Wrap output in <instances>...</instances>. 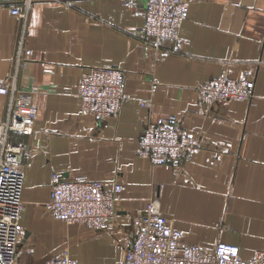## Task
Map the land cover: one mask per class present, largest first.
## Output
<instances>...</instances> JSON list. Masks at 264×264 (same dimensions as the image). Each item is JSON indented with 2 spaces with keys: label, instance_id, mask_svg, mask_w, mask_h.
<instances>
[{
  "label": "crops",
  "instance_id": "obj_1",
  "mask_svg": "<svg viewBox=\"0 0 264 264\" xmlns=\"http://www.w3.org/2000/svg\"><path fill=\"white\" fill-rule=\"evenodd\" d=\"M129 1L31 0L24 25L10 12L14 5L23 8L22 0L0 3V80L15 71L20 43L30 49L16 82L31 92L37 108L32 131L10 135L23 146L17 165L23 240L32 245L40 238L52 246L36 260L34 248L21 247L18 264L37 263L64 247L56 227L61 221L44 208L54 172L122 185L116 220L107 230L73 224L67 232L76 238L69 252L82 263H93L98 249L113 257L108 264L121 260L118 242L152 194L187 242L210 252L217 241L236 243L244 259L264 248V0H189L180 53L164 57L136 39L144 5ZM249 62L250 99L200 101L198 84L221 73L239 77ZM94 66L123 71L128 98L116 116L97 118L79 107V77ZM5 104L0 97V120ZM168 114L203 147L178 165H153L136 154L137 140L147 121Z\"/></svg>",
  "mask_w": 264,
  "mask_h": 264
},
{
  "label": "built area",
  "instance_id": "obj_2",
  "mask_svg": "<svg viewBox=\"0 0 264 264\" xmlns=\"http://www.w3.org/2000/svg\"><path fill=\"white\" fill-rule=\"evenodd\" d=\"M12 0H0V3ZM31 0H22L10 12L24 21ZM130 4L129 0H123ZM143 24L134 34L143 46L160 56L180 53L183 41L179 28L188 15L189 0H143ZM164 40L173 44L166 46ZM31 53L22 44L17 48L15 71L0 80V97L6 98L4 117L0 120V264H18L21 247L32 251L30 244L22 243L24 228L23 174L17 168L23 146L10 140L13 132L29 134L34 126L37 108L31 92L19 89L16 82L18 65ZM245 64L239 77L221 73L197 85L203 103L219 100H248L253 96L254 80L250 64ZM156 87L152 81L151 91ZM82 112L97 118L116 116L128 98L123 71L117 66H94L82 72L76 90ZM142 105L148 99L141 100ZM200 139L188 132L174 114L161 115L143 126L137 140L136 154L153 165H178L191 152L200 149ZM50 191L44 208L48 216L65 224H79L95 230H107L116 220L117 200L122 185L115 179L107 187L104 180L84 175L63 177L54 172L50 176ZM130 231L120 241L123 256L115 264H264V248L250 259L240 254L238 244L217 241L210 252L199 244L182 239L179 229L173 227L160 208L157 194H152L146 205L132 216ZM30 264H92L73 257L67 247L37 263Z\"/></svg>",
  "mask_w": 264,
  "mask_h": 264
},
{
  "label": "rangeland",
  "instance_id": "obj_3",
  "mask_svg": "<svg viewBox=\"0 0 264 264\" xmlns=\"http://www.w3.org/2000/svg\"><path fill=\"white\" fill-rule=\"evenodd\" d=\"M76 225L73 224H65L64 222H58V224L56 225L57 230L59 229L60 231H62V246L67 247L68 250H71V244L76 243V238H74V240L72 239V235H68V231L72 232V228L75 227ZM61 239V238H60ZM43 239H37L34 240V242L32 243V248H34V252L33 254H31V258L33 260L38 259L39 257L45 255L46 253H50L52 250H50L49 248H51V244H49L48 241H44L42 244ZM57 241H58V237H57ZM24 245L26 244H30L29 241H25L23 240ZM118 244L120 245V241L118 242ZM121 246V245H120ZM96 246H94L93 248H95ZM24 248V246H23ZM23 252V250L21 251ZM71 252V251H70ZM25 257L24 254H21V258ZM90 259V258H89ZM113 259V257L111 255H107V254H102L101 253V249H98V251L96 250V253L93 254L91 256V261L93 262L92 264H108L111 260Z\"/></svg>",
  "mask_w": 264,
  "mask_h": 264
}]
</instances>
